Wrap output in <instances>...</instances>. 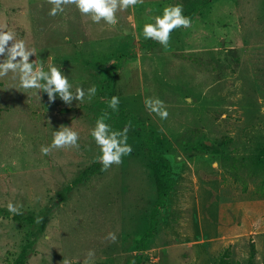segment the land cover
<instances>
[{"label":"rangeland","instance_id":"rangeland-1","mask_svg":"<svg viewBox=\"0 0 264 264\" xmlns=\"http://www.w3.org/2000/svg\"><path fill=\"white\" fill-rule=\"evenodd\" d=\"M175 4L184 16L194 12L191 27L173 30L168 50L141 48L144 24ZM51 7L47 0H0V29L7 25L4 30L36 50L30 62H43L45 71L49 62L59 68L73 93L93 85L97 92L82 103L67 105L59 96L49 103L47 93L21 89L12 73L0 78V264H13L32 240L26 264H84L89 250L95 252L89 264L135 258L151 216L148 192L155 195L147 186L151 131L126 119L123 109L157 128V147L176 174L194 171L219 197L264 196V0H144L117 11L115 26L92 23L74 5L52 17ZM121 52L135 55L123 58L109 92V71ZM112 96L120 100L115 112L107 104ZM145 98L164 101L168 118L150 115ZM105 112L113 130L130 123L132 153L75 183L100 154L90 130ZM61 125L79 133V148L42 155ZM9 202L22 206V214L9 213ZM174 203L163 208L145 264H219L222 252L212 263L172 223L180 212ZM109 232L115 243L105 239Z\"/></svg>","mask_w":264,"mask_h":264},{"label":"clouds","instance_id":"clouds-1","mask_svg":"<svg viewBox=\"0 0 264 264\" xmlns=\"http://www.w3.org/2000/svg\"><path fill=\"white\" fill-rule=\"evenodd\" d=\"M144 0H47L52 7L48 15L55 17L63 13L66 6L74 5L82 16L89 17L94 24H100L103 21L106 25L115 26L118 23L117 11L134 8L143 4ZM154 23H146L143 26V36L146 40H153L159 43L163 49L168 50L170 34L178 28H190L192 20L183 15V6L181 4L169 5L163 9L162 15L152 18ZM7 25L4 29H7ZM0 29V78L13 74V79H18L19 87L25 91L37 89L39 92L47 93L49 103L55 102L57 96L67 105H71L73 100L80 103L84 102L85 97L91 100L97 92L95 85L87 89L77 87L75 93L71 91L72 85L67 76L54 66L52 62L48 63V70L45 71L43 62L37 59L30 62L31 56H36L34 48L29 49L23 40H17L12 31ZM12 42L9 46V42ZM120 103L119 97L112 96L107 101L108 107L112 111H118ZM145 109L148 113L155 114L161 120L168 118V111L164 101L159 98H145ZM108 113L105 112L97 118L95 127L90 130V135L99 148L100 154L95 162L101 164V171H107L112 165H120L122 157L132 153V147L127 143L130 123L122 130H113L111 125L105 122ZM222 118H226V115ZM52 141L48 146L41 147L42 155H49L54 149L79 148V133L71 130L70 127L61 125L60 128L52 133ZM216 167V164H213ZM20 207L12 202L7 204V210L12 215H21ZM42 217L37 218V223H41ZM105 239L115 243L117 236L114 232H109ZM95 252L89 250L84 264L94 257ZM64 264H69L65 260Z\"/></svg>","mask_w":264,"mask_h":264},{"label":"crops","instance_id":"crops-1","mask_svg":"<svg viewBox=\"0 0 264 264\" xmlns=\"http://www.w3.org/2000/svg\"><path fill=\"white\" fill-rule=\"evenodd\" d=\"M173 200L172 210L176 207L180 212L176 222L171 219L172 223L184 230L186 241L201 245V255L206 254L212 263L225 247L231 246L233 264H264V196L219 197L216 188L208 182L201 183L200 177L191 171L187 175L177 174V185L169 196V201ZM197 236L200 238L196 239Z\"/></svg>","mask_w":264,"mask_h":264},{"label":"trees","instance_id":"trees-1","mask_svg":"<svg viewBox=\"0 0 264 264\" xmlns=\"http://www.w3.org/2000/svg\"><path fill=\"white\" fill-rule=\"evenodd\" d=\"M194 12H192L188 17L193 20ZM159 43L153 40H142L141 41V48H145L147 50H152L156 48ZM135 55L134 53H124L121 52L118 54L117 61L114 67L109 71V81H108V88L109 92L113 90V82H114V72L118 71L123 66V58L124 57H132ZM68 109L65 108L64 111ZM123 115L128 120H134L138 123H141L144 126L150 127L151 135L145 138V149L147 155L150 157L152 164H153V177H150V181L148 180V189L150 186L155 189V195L152 197V194L148 192L149 199L152 198L151 202V210L149 212L150 220L148 219L147 226L145 227V232L137 241V253L135 258L132 260H128L126 264H145V255L144 252L147 249V246L151 239H153L156 235V231L161 224V215L164 214L163 208L166 206V203L169 201V196L171 192L177 185V174L174 170L173 164L171 162L170 157L166 154V152L160 150L157 147V138L160 136L159 131L153 125L148 124L138 115H127L126 110L123 109ZM205 146L208 148L210 145L205 143ZM150 164V163H149ZM147 164V174L150 175V166ZM101 171V164L97 162H93L87 167H85L82 172L80 173L79 177L74 181L75 183L83 182L88 177L94 175L96 172ZM151 176V175H150ZM261 186L264 187V179L261 181ZM151 187V188H152ZM248 184L245 182L244 189H247ZM147 190V189H146ZM31 220H34V217H31ZM149 225V226H148ZM33 247V240L25 243L21 249V252L14 260L13 264H26L29 253L31 248ZM251 249L252 254L256 253V244L255 242L251 241ZM231 246H227L221 253V261L219 264H232L231 259ZM236 264H247L242 261H238Z\"/></svg>","mask_w":264,"mask_h":264}]
</instances>
